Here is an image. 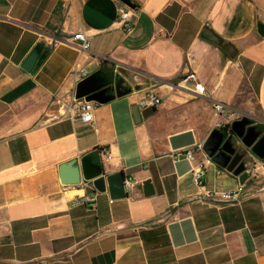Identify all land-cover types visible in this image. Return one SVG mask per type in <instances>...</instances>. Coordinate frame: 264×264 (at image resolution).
Listing matches in <instances>:
<instances>
[{
    "label": "crops",
    "instance_id": "obj_1",
    "mask_svg": "<svg viewBox=\"0 0 264 264\" xmlns=\"http://www.w3.org/2000/svg\"><path fill=\"white\" fill-rule=\"evenodd\" d=\"M131 1L125 31L115 23L119 0H0V264H264V175L243 184L237 203L213 200L205 191H231L237 177L210 160L198 187L183 155L227 125L237 163L264 161L231 131L246 117L244 133L254 125L264 134V36L256 31L264 0ZM204 28L236 56L202 38ZM79 30L85 53L79 42H59ZM75 65L112 97L96 103L93 125L56 115L55 96L74 95ZM189 72L204 94L183 80ZM151 89L160 103L136 122L132 108ZM101 146L111 154L105 172L134 182L124 198L112 199L107 185L60 182V163L84 155L100 163ZM94 190V207L79 202Z\"/></svg>",
    "mask_w": 264,
    "mask_h": 264
},
{
    "label": "water",
    "instance_id": "obj_2",
    "mask_svg": "<svg viewBox=\"0 0 264 264\" xmlns=\"http://www.w3.org/2000/svg\"><path fill=\"white\" fill-rule=\"evenodd\" d=\"M130 8L134 9L135 5L131 0H119ZM256 31L260 36H264V22L257 20ZM200 36L216 45L231 58L236 56V51L229 43H223L222 40L210 29H202ZM37 58V52L32 51L22 64L23 69L31 71ZM104 84L96 78L94 74L86 76L79 81L74 90V95L77 99H84L86 101H94L96 103H105L112 97L105 95L103 89ZM123 95V92L116 90V96ZM155 107H147L142 111L138 110L137 106L132 108V113L136 122H139V116L146 117ZM249 119L243 117L241 120H236L231 125L233 131L238 138L241 139L242 145L250 148V151L259 158H264V134L258 137L260 130L252 125L246 129L244 133L245 124L249 123ZM221 129H212L203 143V150L210 160L231 171L237 177L240 185H243L251 178L253 165L249 164L245 168L244 159L238 162V150L232 143L233 135L226 136ZM258 137V138H257ZM237 156V157H236ZM60 182L64 185H78L82 179L91 180L92 185L98 191H104L107 185L109 196L112 199H120L126 197V190L124 187V176L121 172L107 174L101 163L92 161L90 155H84L81 158H73L58 166ZM143 194L151 196L153 188L150 180L146 179L142 182Z\"/></svg>",
    "mask_w": 264,
    "mask_h": 264
},
{
    "label": "built area",
    "instance_id": "obj_3",
    "mask_svg": "<svg viewBox=\"0 0 264 264\" xmlns=\"http://www.w3.org/2000/svg\"><path fill=\"white\" fill-rule=\"evenodd\" d=\"M133 10L126 4L120 2L116 12L115 23L123 30L129 31L132 28L133 22L131 17L133 15ZM53 44H56L58 41H52ZM67 45H75L76 42H79L78 48L81 52H87L89 50V39L87 34L79 30L72 35H69L65 39L59 41ZM88 76V72L81 66L75 65L68 73V78L76 84ZM185 81H190L194 85V93L197 95H202L205 92L204 86L202 83L197 81V78L193 72H189L184 77ZM55 101L60 104V109L56 115L57 116H66L72 120H80L85 124L93 125V117L96 102L86 101L83 98L77 99L75 96H68L66 98L60 97V95L55 96ZM160 103V98L151 90H147L143 95L136 101V106L139 109H145L147 107L156 106ZM216 108L220 113L224 114L225 109L222 105H217ZM231 116H234V112L230 113ZM230 122V121H228ZM225 124L220 123L218 126L223 127ZM99 156V161L102 166H105L110 159V149L101 146L97 149ZM185 159L191 164V177L195 185L198 187H203V175L205 172L206 163L210 162V158L205 154L203 150V143H197L186 148L183 152ZM197 155H200L203 159L197 158ZM264 175V161L256 160L253 164L252 175L251 177L255 178L257 176ZM133 180L131 177L124 178V187L125 190H131L133 188ZM83 188L90 187L92 185L91 180L82 179L78 184ZM244 185H238L235 189L231 191L221 192V191H205V195L210 197L213 200H218L226 203H237L245 195ZM98 192L96 190L90 193H84L80 196L79 202L86 204L88 207H94L96 197Z\"/></svg>",
    "mask_w": 264,
    "mask_h": 264
},
{
    "label": "trees",
    "instance_id": "obj_4",
    "mask_svg": "<svg viewBox=\"0 0 264 264\" xmlns=\"http://www.w3.org/2000/svg\"><path fill=\"white\" fill-rule=\"evenodd\" d=\"M227 129H228V126L226 125V126H225L224 128H222L221 130L225 132Z\"/></svg>",
    "mask_w": 264,
    "mask_h": 264
},
{
    "label": "bare ground",
    "instance_id": "obj_5",
    "mask_svg": "<svg viewBox=\"0 0 264 264\" xmlns=\"http://www.w3.org/2000/svg\"><path fill=\"white\" fill-rule=\"evenodd\" d=\"M73 96H75V95H73Z\"/></svg>",
    "mask_w": 264,
    "mask_h": 264
}]
</instances>
